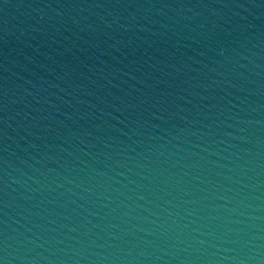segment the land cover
<instances>
[{"label": "water", "instance_id": "1", "mask_svg": "<svg viewBox=\"0 0 264 264\" xmlns=\"http://www.w3.org/2000/svg\"><path fill=\"white\" fill-rule=\"evenodd\" d=\"M0 264H264V0H0Z\"/></svg>", "mask_w": 264, "mask_h": 264}]
</instances>
